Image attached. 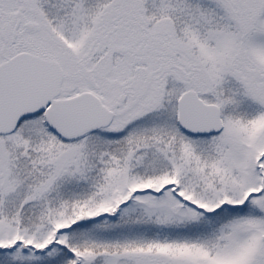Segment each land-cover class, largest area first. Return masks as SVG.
<instances>
[{"label":"snow or ice","instance_id":"6c2138e0","mask_svg":"<svg viewBox=\"0 0 264 264\" xmlns=\"http://www.w3.org/2000/svg\"><path fill=\"white\" fill-rule=\"evenodd\" d=\"M0 264H264V0H0Z\"/></svg>","mask_w":264,"mask_h":264}]
</instances>
